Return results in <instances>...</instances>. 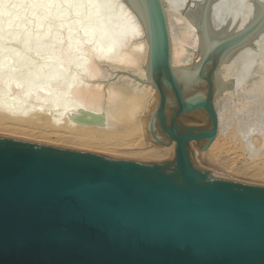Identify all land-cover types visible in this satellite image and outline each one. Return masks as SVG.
<instances>
[{
  "label": "water",
  "instance_id": "95a60500",
  "mask_svg": "<svg viewBox=\"0 0 264 264\" xmlns=\"http://www.w3.org/2000/svg\"><path fill=\"white\" fill-rule=\"evenodd\" d=\"M11 1L0 0V30L5 18L12 26L37 19L27 8L33 0ZM35 2L47 7L45 20L50 13L57 18L71 11L84 30L110 48L134 31L130 17L112 0ZM136 2L150 37L158 125L170 129L166 140L155 141L175 147L173 163L138 162L0 136V264H264V186L214 173L183 157L206 151L216 135L214 74L221 54L245 41L263 17L222 39H207L194 72L179 80L170 64L160 0ZM40 28L43 22L23 31L20 39L29 41L27 51L33 55L52 57L64 36L60 27L44 33ZM18 30L19 25L13 32ZM45 38L49 44H43ZM3 42L9 41L0 39L1 48ZM16 49L0 51L2 79L20 85L29 79L27 93L51 82L42 69L57 76L52 81L66 79L58 60L8 75L4 64L8 70L19 62L35 65L27 53L6 57ZM4 58L8 61L2 64ZM197 84V91L185 94ZM65 97L60 94L59 99ZM195 110L204 113V120L190 124ZM182 119L188 126L177 127Z\"/></svg>",
  "mask_w": 264,
  "mask_h": 264
},
{
  "label": "bare ground",
  "instance_id": "6f19581e",
  "mask_svg": "<svg viewBox=\"0 0 264 264\" xmlns=\"http://www.w3.org/2000/svg\"><path fill=\"white\" fill-rule=\"evenodd\" d=\"M112 1L130 17L134 27L133 33L117 39L119 43L113 48L102 45L84 30L71 11L49 19L51 29L62 27L64 36L58 42L63 46L51 51L52 57L27 51L32 47L29 41L10 31V21L5 25V20L2 21L0 39L8 40V47L19 49L17 54L9 53L6 57L18 59L27 53L35 64L25 66V62H19L8 70L9 66L4 64L8 59H1L8 75L11 71L42 66L49 60L60 61L59 67L67 74L64 81H52L57 76L40 70L45 77H51V82L32 88L30 93L24 89V85L30 84L29 79L20 80L23 84L20 85L0 76V133H6V137L9 133L38 138L39 142L45 140L54 145L56 142L76 151L132 161L173 163L175 147L155 141V138L166 140L170 129L162 130L158 125L159 95L150 81V37L141 6L136 0ZM33 4L35 0L27 6L30 15H38L36 25L44 23L42 15L47 7L42 9ZM160 4L170 64L171 59L181 64L172 65L179 80L194 72L207 49V39H222L263 17L245 41L221 54L214 74L216 135L206 151L184 153L183 157L214 173L248 184L253 182L252 185L260 181L256 185L264 186V0H160ZM43 41L50 43V39ZM189 42L195 49L191 60L186 59L184 47ZM100 62L112 64L108 69L122 74L125 81L106 79ZM110 71L108 76L112 75ZM197 90L198 84L189 86L185 94ZM60 94H65V99H59ZM188 120L190 124H198L204 120V113L195 110ZM10 122L13 125H8ZM179 125L185 127L188 122L182 119Z\"/></svg>",
  "mask_w": 264,
  "mask_h": 264
},
{
  "label": "rangeland",
  "instance_id": "374dc122",
  "mask_svg": "<svg viewBox=\"0 0 264 264\" xmlns=\"http://www.w3.org/2000/svg\"><path fill=\"white\" fill-rule=\"evenodd\" d=\"M253 1V0H252ZM188 6V7H187ZM191 5L189 4V5H186V7L187 8H189ZM28 8V7H27ZM39 10H40V8H39ZM50 12V11H49ZM46 13H47V11H46ZM38 14V13H37ZM10 15H12V14H10ZM20 15L22 16V14L20 13ZM33 15H35V14H33ZM50 16H48V19L47 20H45V22L43 23L44 24V28H40L41 30V33H44V31L46 32V31H50L51 30V26H50V24H51V21H52V13H50L49 14ZM35 16H37L38 17V15H35ZM23 18V17H22ZM49 19L51 20L50 21V23H49ZM5 21H4V25L8 22V18H5L4 19ZM36 22H37V19H29V21H22L21 23H15L13 26L11 25L10 27H9V29H10V31L13 33V34H15V35H23V31H27L28 29H30V28H34V27H38V26H40L41 24H38V25H36ZM22 23H24L25 24V26H23L22 25ZM28 23V24H27ZM180 23L182 24V26H183V22L182 21H180ZM17 25H19V30H18V32L17 33H14L13 32V30H14V28L17 26ZM186 26H187V24H186ZM187 28H188V26H187ZM63 29H62V27L60 28V31H62ZM34 35V34H33ZM188 43H186V45L184 46L185 47V49H186V51H185V55H186V59H189V60H191V53H192V55H194V51H195V49H194V45L193 44H191L190 42H189V44L187 45ZM8 44H5V46H6V48H9L10 49V46L11 45H9V47L7 46ZM16 45H18V46H20V44L19 43H17ZM4 46V45H3ZM5 46H4V48H5ZM12 47H16V46H11V49H13ZM21 47V46H20ZM17 48V47H16ZM2 49H3V47H2ZM2 49H0V51L2 50ZM194 49V50H193ZM17 51H19V49L17 48L16 49ZM188 50V51H187ZM13 52H11L10 54H12ZM19 53V52H18ZM187 53V54H186ZM9 54V53H8ZM14 54H17L16 52H14ZM172 61V65L173 66H181V64L179 65V64H175V62H174V60L173 59H171ZM174 62V63H173ZM101 63V65H102V69H104V76H106V79H110V78H115V80L118 82V81H120V82H122V81H125V78L124 77H122L121 75L122 74H118L117 72L115 73V72H112V71H110V69H108L109 68V66L111 67V66H113L112 64H109V63H106V62H100ZM175 64V65H174ZM106 68H107V70H106ZM106 70V71H105ZM108 71H110V73L112 74V75H110V76H108L109 75V72ZM115 74H116V76H115ZM118 75V76H117ZM108 77V78H107ZM117 77V78H116ZM119 77H120V80H119ZM111 79V80H112ZM241 82V81H240ZM10 95V94H9ZM11 96H13V95H11ZM12 98V97H11ZM13 99V98H12ZM14 99H16L15 97H14ZM8 125H13L11 122H10V124H8ZM44 128H46V127H44ZM47 129V128H46ZM3 132H1L0 133V136H3L4 135V137H6V133L5 134H2ZM16 134H13V135H9V133L7 134V137H9V138H11L12 137V139H13V137H14V139L16 138V139H18V140H23V141H27V142H32V143H39V144H43V145H51V146H55V147H60L59 146V144L60 143H57L56 144V142H55V145H54V142L53 143H47V141H45V140H41L42 142H39L40 140H38V138L36 139V138H32V137H26V136H18V135H16ZM49 142V141H48ZM53 144V145H52ZM62 147H64V146H61L60 148H62ZM64 148H68V149H72V150H77V149H73V148H70L69 146H65ZM240 161H241V159H240ZM239 161V162H240ZM239 180V179H238ZM240 181H242V180H240ZM260 181H258V183L257 182H254L255 183V185L256 184H261V183H259ZM251 184H253V182L251 183ZM263 186V185H262Z\"/></svg>",
  "mask_w": 264,
  "mask_h": 264
}]
</instances>
